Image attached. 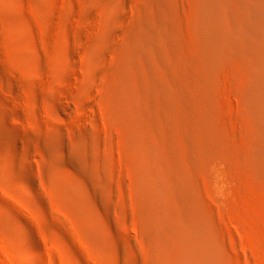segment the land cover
Wrapping results in <instances>:
<instances>
[{"label":"bare ground","instance_id":"6f19581e","mask_svg":"<svg viewBox=\"0 0 264 264\" xmlns=\"http://www.w3.org/2000/svg\"><path fill=\"white\" fill-rule=\"evenodd\" d=\"M73 7L103 15L76 42L0 0V201L84 264H264V0ZM16 233L0 207V264Z\"/></svg>","mask_w":264,"mask_h":264},{"label":"rangeland","instance_id":"374dc122","mask_svg":"<svg viewBox=\"0 0 264 264\" xmlns=\"http://www.w3.org/2000/svg\"><path fill=\"white\" fill-rule=\"evenodd\" d=\"M77 1L78 0H45L48 10L55 11V10H58V7H59L58 11L61 12V16H62V20H63V21L61 20L60 23H58V21H57L58 27H56L55 24L52 25L53 28L51 27V30L54 31V29L56 30V28H58L56 31L59 32V35H65V37H67L69 35L68 37L72 38V40H74V42L82 40L83 35L85 33L86 34L88 33L87 30H89L88 29V28H90L89 26L93 25L92 24L93 23L92 22L93 21L92 20V14H90L89 10H87L83 15H80L77 8L73 7V3H76ZM61 3H62V5H61ZM60 6L63 10L60 8ZM60 9L62 11H60ZM63 11H65V12H63ZM102 22H103V15L99 11L98 18L96 17L95 25L97 24V26H100L102 24ZM95 25H93L95 27V29L98 28ZM39 30H45V28L40 27ZM90 30L92 31V29H90ZM82 32H84V34ZM9 50H11V48L8 46L6 48L5 52H7ZM32 76L36 81L38 80L40 82H45L47 79L46 74H44L42 76L38 75V74H32ZM0 105L6 111H8V109H9V112L10 113L12 112V110L6 104H0ZM16 122L19 125L21 124L20 121L17 119L11 120V123L13 125L19 126V125H17ZM28 123L31 125H34L35 120L30 118ZM31 136H32V139L34 137H35V140L37 139V137L35 135L34 136L31 135ZM3 170L5 171V173L7 175L12 173V171L7 167H4ZM37 182L41 184V182H39V181H37ZM40 184H38V185H40ZM7 200L9 201V199L1 200L0 201V207H1L2 212L4 213L6 224L12 226L15 229V231L17 232L16 233L17 238L15 240V247H16L17 260L20 259V260H18L19 264H47V262H48V264L50 262H51V264H54V263L55 264H84L82 259H80L79 256L71 250L70 245L67 242V240L62 235L58 234V232L55 231L53 228H52L53 232H51V237L49 240V243L53 249L51 248L50 253L46 249H44V247L41 243L44 241V238L42 239L40 236L41 234L39 235L40 231L42 232V229L39 226H37V228H36V224H35V222H40L41 224H43L42 218H41L42 217V208L39 205V200H37V202L35 203V207L33 208V213H32L33 214L32 216H34V219L36 221L33 219V217L22 216V214L18 213L19 211L18 210L16 211V208H14L11 205V202H7ZM8 214H10L11 216H8ZM28 219H31V221ZM26 220L28 221V223ZM38 228L41 230H39ZM40 238L42 241L40 240ZM5 240L6 239H4L3 243L6 247L7 241H5ZM43 250H44V252H43ZM57 254L58 255L60 254L62 257L58 256ZM26 255L27 256L29 255V256L27 257ZM45 256H47V258L49 257L51 261H49ZM54 256L58 257L59 262H58L57 258H55ZM52 257H53V260L51 259ZM61 258L63 260H60Z\"/></svg>","mask_w":264,"mask_h":264}]
</instances>
